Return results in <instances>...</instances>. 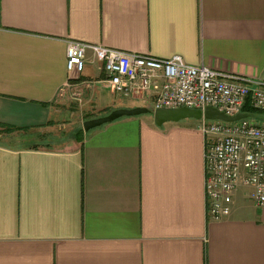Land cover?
Returning <instances> with one entry per match:
<instances>
[{
	"label": "crops",
	"instance_id": "obj_1",
	"mask_svg": "<svg viewBox=\"0 0 264 264\" xmlns=\"http://www.w3.org/2000/svg\"><path fill=\"white\" fill-rule=\"evenodd\" d=\"M70 41L264 82V0H0V264H264V206L243 188L229 219L207 218L202 120L142 115L32 145L59 106L84 122L139 107L90 50L69 73Z\"/></svg>",
	"mask_w": 264,
	"mask_h": 264
},
{
	"label": "built area",
	"instance_id": "obj_2",
	"mask_svg": "<svg viewBox=\"0 0 264 264\" xmlns=\"http://www.w3.org/2000/svg\"><path fill=\"white\" fill-rule=\"evenodd\" d=\"M104 65L106 82L122 99L151 103V110L205 111L214 108L228 116L244 113L247 103L264 113V82L190 65L181 55L141 56L102 46L70 41L67 70L81 74L87 51ZM158 88L152 102L146 96ZM201 131L208 138L205 152V197L209 220L229 219L234 194L240 188L257 206H264V123L241 120L228 123L205 120Z\"/></svg>",
	"mask_w": 264,
	"mask_h": 264
},
{
	"label": "water",
	"instance_id": "obj_3",
	"mask_svg": "<svg viewBox=\"0 0 264 264\" xmlns=\"http://www.w3.org/2000/svg\"><path fill=\"white\" fill-rule=\"evenodd\" d=\"M142 115H151L157 126L162 127L167 123H179L185 120H216L228 123L239 122L241 120L253 119L264 121V115H256L249 113H239L235 116H228L214 108H207L204 112L200 110H191L187 108L181 109H158L152 111L147 107H135L131 109H118L112 111L107 116L84 122L83 128L85 132L100 128L104 125L113 123L122 118L139 117Z\"/></svg>",
	"mask_w": 264,
	"mask_h": 264
},
{
	"label": "rangeland",
	"instance_id": "obj_4",
	"mask_svg": "<svg viewBox=\"0 0 264 264\" xmlns=\"http://www.w3.org/2000/svg\"><path fill=\"white\" fill-rule=\"evenodd\" d=\"M131 102L134 103L135 101H131ZM137 104L139 105V107L143 106L142 103L140 102H137ZM145 107L151 108V103L145 105ZM71 109L77 110V111H73L75 112L74 115L73 112H70ZM81 111L83 112L84 108L80 107L79 105L68 106V107L59 106L58 108L59 117L56 118L54 116L53 118L55 127L49 128V130L47 128L43 130L45 132H40L39 136L37 137V140L33 141L32 142L33 144L32 143L31 144L34 145L35 143L37 147L43 144L44 145L51 144L53 147H59V145L62 146V144L66 143L67 141L73 140L75 137L79 136L80 134L83 135L84 134L83 124L85 119L83 116L79 115ZM146 116L150 117L151 115H146ZM2 140L10 144L17 145V147L18 144H22L21 139H18L15 136L12 137L4 136Z\"/></svg>",
	"mask_w": 264,
	"mask_h": 264
},
{
	"label": "trees",
	"instance_id": "obj_5",
	"mask_svg": "<svg viewBox=\"0 0 264 264\" xmlns=\"http://www.w3.org/2000/svg\"><path fill=\"white\" fill-rule=\"evenodd\" d=\"M243 112L244 113H249V114H256V115H264L263 112H260V111H257L255 109H253L251 106H250V103H247L245 105V107L243 108ZM7 131L9 132H14V129H7ZM34 147H37V145H35Z\"/></svg>",
	"mask_w": 264,
	"mask_h": 264
}]
</instances>
